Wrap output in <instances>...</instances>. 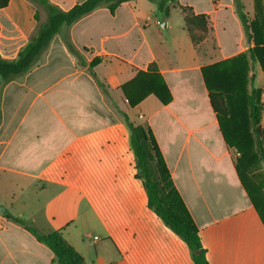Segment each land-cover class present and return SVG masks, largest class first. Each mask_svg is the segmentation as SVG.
I'll use <instances>...</instances> for the list:
<instances>
[{"label":"crops","instance_id":"0c3cea01","mask_svg":"<svg viewBox=\"0 0 264 264\" xmlns=\"http://www.w3.org/2000/svg\"><path fill=\"white\" fill-rule=\"evenodd\" d=\"M48 1L69 11L86 0ZM241 3L248 24L257 22L248 38L234 0H177L166 21L149 0L114 14L101 7L63 29L28 73L8 83L0 77V208L11 214L0 210V264H56L13 218L43 234L61 232L84 264H195L149 206L124 114L152 131L209 264H264V224L204 79V71L216 76L217 66L248 54L247 89L262 90L264 103V72L249 56L264 48V0ZM182 8L209 21L198 45ZM47 18L30 0H10L0 9V56L16 60ZM152 65L173 99L164 105L149 95L131 107L122 87Z\"/></svg>","mask_w":264,"mask_h":264},{"label":"trees","instance_id":"16d2710c","mask_svg":"<svg viewBox=\"0 0 264 264\" xmlns=\"http://www.w3.org/2000/svg\"><path fill=\"white\" fill-rule=\"evenodd\" d=\"M30 1L42 7L47 12L48 18L39 26L35 36L22 49L16 60L9 61L0 56V77L4 83L22 77L33 69L52 40L62 33L63 29H68L101 7H107L114 14L119 6L133 0H86L69 11L59 9L48 0ZM149 1L155 4L157 16L166 21L170 17L171 4L177 0ZM9 2L10 0H0V9L7 7ZM234 3L248 38L249 31L255 32L257 22L248 24L241 0H234ZM182 11L191 40L195 45L200 44L210 30L207 17L195 15L189 8H182ZM64 41L68 49L79 56L68 35L64 36ZM249 56L252 62L260 63L264 72V48L250 50ZM216 68L218 70L216 76H208L204 71L211 105L217 113L227 146L235 149L240 155L235 164L237 174L264 224V181L259 180L257 174L264 164V128L261 126L264 111L263 92L259 89L251 91L247 89L248 54L229 60ZM156 72L155 66L152 65L148 73L139 72L133 81L122 87L131 107L137 106L149 95L156 96L164 105L172 101L173 97L169 88ZM101 86L103 87L102 84ZM132 86H135L134 91L137 92L135 98H132L128 91V88ZM124 118L131 130V143L137 158L138 177L145 183L149 206L165 225L188 245L195 264H209L198 227L172 182L152 131L143 126L134 125L125 114ZM13 221L22 225L53 252V263L84 264L81 254L66 242L61 232L43 234L25 220L13 218Z\"/></svg>","mask_w":264,"mask_h":264},{"label":"rangeland","instance_id":"374dc122","mask_svg":"<svg viewBox=\"0 0 264 264\" xmlns=\"http://www.w3.org/2000/svg\"><path fill=\"white\" fill-rule=\"evenodd\" d=\"M259 180L264 181V164L261 169L258 170Z\"/></svg>","mask_w":264,"mask_h":264},{"label":"water","instance_id":"95a60500","mask_svg":"<svg viewBox=\"0 0 264 264\" xmlns=\"http://www.w3.org/2000/svg\"><path fill=\"white\" fill-rule=\"evenodd\" d=\"M166 27H167V25L164 24L163 25V28H166ZM0 210H1V212H3L4 214H6L7 216H11V214L8 212V210L5 207L1 206Z\"/></svg>","mask_w":264,"mask_h":264},{"label":"built area","instance_id":"2783aa9c","mask_svg":"<svg viewBox=\"0 0 264 264\" xmlns=\"http://www.w3.org/2000/svg\"><path fill=\"white\" fill-rule=\"evenodd\" d=\"M240 156V155H239ZM95 239H98L97 237Z\"/></svg>","mask_w":264,"mask_h":264}]
</instances>
